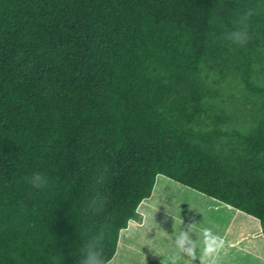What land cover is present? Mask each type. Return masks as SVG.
Here are the masks:
<instances>
[{"label":"trees","instance_id":"trees-1","mask_svg":"<svg viewBox=\"0 0 264 264\" xmlns=\"http://www.w3.org/2000/svg\"><path fill=\"white\" fill-rule=\"evenodd\" d=\"M157 176L264 235V0H0V264L109 263Z\"/></svg>","mask_w":264,"mask_h":264},{"label":"rangeland","instance_id":"rangeland-1","mask_svg":"<svg viewBox=\"0 0 264 264\" xmlns=\"http://www.w3.org/2000/svg\"><path fill=\"white\" fill-rule=\"evenodd\" d=\"M162 191L171 192L165 198L166 203L171 204L175 197L180 205L179 214L183 228L186 229L191 223L199 226L196 236L194 233L192 234V239L197 238L200 241L204 228L216 234L219 229L227 226L225 223L228 221L235 223L239 228L237 233L238 244L251 242V246H239L237 249L238 254L227 242L229 249L226 255H220L221 250L219 251L218 248L215 255L208 259H197L194 264H264V235L253 218L228 208L217 201L208 199L164 176H157L151 196L145 199L137 209L138 218L131 220L127 228L120 233L117 253L108 264H142L141 257L145 254L146 260L143 264H166V257L172 251V241L178 231L175 222V211H173L172 218L164 206L159 205L150 221V223L156 224L157 227L149 228L146 232L147 238L156 241V247L163 249L160 255L150 252L147 246L141 249L138 244L144 234V229L141 226L146 220V210L156 202ZM198 206H202V211L199 213ZM195 210L198 211L195 212ZM159 233H165L166 236L157 240ZM228 239L230 242L233 240L231 225ZM182 264H192V262L190 259L184 258Z\"/></svg>","mask_w":264,"mask_h":264},{"label":"clouds","instance_id":"clouds-1","mask_svg":"<svg viewBox=\"0 0 264 264\" xmlns=\"http://www.w3.org/2000/svg\"><path fill=\"white\" fill-rule=\"evenodd\" d=\"M251 16V12L241 16L239 20V27L233 31L227 33L226 39L235 45H245L249 40V33L247 30V21ZM29 183L36 189H41L46 183V177L39 173H34ZM171 194L170 191H162L159 194L158 199L146 210V220L141 226L144 229L140 241H138L139 247L142 249L147 246L149 251L155 255H160L163 252L162 248L156 247V241L147 238L146 232L149 228H156L157 225L150 223L154 213L157 211L159 205H163L168 214L173 218V211H175V222L177 224L178 231L176 232L172 244V251L166 257V264H182L184 258L191 260L192 264L197 259H208L217 252L221 246V241L218 237L214 236L211 231L204 228L201 233L200 241L192 239V234L196 236L198 225L190 224L187 228L182 227V222L179 214L180 205L173 198L171 204L166 203L165 198ZM165 233H159L157 240L160 237H165ZM81 252L79 264H108V258L105 255L103 237L96 235L84 240L79 248ZM145 254V252H143ZM146 260V254L141 257V262Z\"/></svg>","mask_w":264,"mask_h":264},{"label":"crops","instance_id":"crops-1","mask_svg":"<svg viewBox=\"0 0 264 264\" xmlns=\"http://www.w3.org/2000/svg\"><path fill=\"white\" fill-rule=\"evenodd\" d=\"M200 210V211H198ZM198 210H195V212L198 211L201 212L202 211V206H198ZM231 225V230H232V235H233V240L232 242L229 241L228 237L230 235V225ZM258 224V222H256ZM227 226L223 229H219L218 232L215 234L214 232L212 233L214 236L218 237L219 240L221 241V246L219 247V251L221 250V254L220 255H226L228 253V249H229V246L228 244L231 246V248L237 252V249L239 246H242V247H248V246H251V242L248 241V242H245L243 244H238V241H237V233L239 231V228L237 227V225L233 222H228L226 221L225 223ZM259 226V224H258ZM260 228V227H259ZM198 236H200V234H198ZM227 242H229L227 244ZM238 254V252H237Z\"/></svg>","mask_w":264,"mask_h":264},{"label":"bare ground","instance_id":"bare-ground-1","mask_svg":"<svg viewBox=\"0 0 264 264\" xmlns=\"http://www.w3.org/2000/svg\"><path fill=\"white\" fill-rule=\"evenodd\" d=\"M128 249V248H127Z\"/></svg>","mask_w":264,"mask_h":264}]
</instances>
